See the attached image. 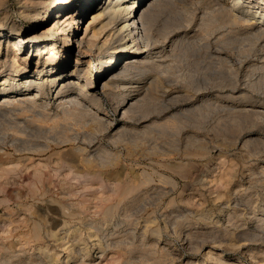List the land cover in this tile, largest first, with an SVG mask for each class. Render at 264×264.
<instances>
[{"label": "rangeland", "instance_id": "1", "mask_svg": "<svg viewBox=\"0 0 264 264\" xmlns=\"http://www.w3.org/2000/svg\"><path fill=\"white\" fill-rule=\"evenodd\" d=\"M19 5L2 0V30L52 16ZM219 7L162 1V56L116 77L97 73L105 50L83 57L93 101L48 84L37 106L0 99V264H264V35ZM54 40L72 66L73 44Z\"/></svg>", "mask_w": 264, "mask_h": 264}, {"label": "bare ground", "instance_id": "2", "mask_svg": "<svg viewBox=\"0 0 264 264\" xmlns=\"http://www.w3.org/2000/svg\"><path fill=\"white\" fill-rule=\"evenodd\" d=\"M94 1L96 0H19L22 19L28 17L44 21L52 11V16L40 30H27L23 34L14 33L10 29L2 30L0 19V53L3 54V59L0 60V91L5 93L0 98L2 101L16 105L25 102L29 106H37L39 101L36 99L45 91L46 84L53 91L54 99L60 100L74 94V97L93 101L94 96L88 93L91 82L88 74L90 59L85 60L87 67H83V57L95 51L97 55H101L105 50V56L101 55L102 58L96 63L97 73L99 77L110 75L109 78H113L116 77L114 71L119 65L120 68H125L138 61L162 56L164 50H155L151 46L149 33L154 27L156 8L164 0H104L99 8L91 11L89 19L82 22L80 19ZM215 1L220 6L218 9L224 13L223 22L248 24L257 33L264 35V0H248L250 9L254 7V10H247V7L246 10L241 9L243 0H228V3ZM45 37L52 40H38ZM55 38L61 39L64 44H73L72 50L74 48L76 55L72 66L65 61L63 65L57 64L62 55L55 46ZM31 56L34 57L33 68L29 67ZM12 92H17V99L10 98L8 94ZM131 98H127L125 103L131 104Z\"/></svg>", "mask_w": 264, "mask_h": 264}]
</instances>
